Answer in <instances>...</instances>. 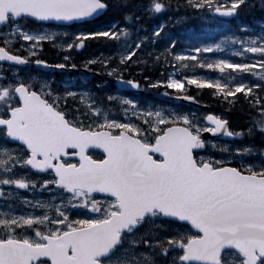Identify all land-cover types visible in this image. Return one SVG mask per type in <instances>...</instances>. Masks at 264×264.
Wrapping results in <instances>:
<instances>
[{
    "label": "snow or ice",
    "instance_id": "1",
    "mask_svg": "<svg viewBox=\"0 0 264 264\" xmlns=\"http://www.w3.org/2000/svg\"><path fill=\"white\" fill-rule=\"evenodd\" d=\"M175 6L200 21L184 48L172 0H0V264H264V18L237 23L253 0ZM77 68L195 104L206 89L246 120L43 73Z\"/></svg>",
    "mask_w": 264,
    "mask_h": 264
},
{
    "label": "rangeland",
    "instance_id": "2",
    "mask_svg": "<svg viewBox=\"0 0 264 264\" xmlns=\"http://www.w3.org/2000/svg\"><path fill=\"white\" fill-rule=\"evenodd\" d=\"M173 1V0H172ZM254 2V7H256V10H246L242 15L237 23H248V22H252L254 23V27H251L253 29H255L256 31H259V25L262 22V18H264V12H261V6H260V0H253ZM174 7L173 10L169 13V15L167 17H164L161 19V22H165L167 24V28L166 31L169 33V35L173 38L176 39L177 41V46L180 44V41L182 43L185 44V47L188 46L189 43V36L191 35V33L193 32V30L199 31L200 28V21L196 20L195 18L192 17H187L186 19L182 20V21H177V17L178 16H183L184 15V9L183 8H175V4L173 3ZM259 21V22H257ZM106 21L101 22V24L99 25L100 27L103 26V24ZM199 22V25L193 28H190L193 24ZM249 25V24H248ZM155 23L152 22H148L145 24V27H155ZM157 45L159 46L160 50H162L166 45H167V39L164 40H158L157 41ZM95 46H91L89 48V52L84 56V57H77V61H83L84 59L88 58L91 55L94 54H98L100 51H106V49L104 48V46H100V47H96ZM46 57L47 60H49L52 63L58 62L60 57L58 55V51L54 50V48H51L49 46L45 47L43 54H42V58ZM127 75H129L128 73H126ZM146 74H149L151 76V78H159L161 73L160 71H158L156 68H150L148 70H146ZM135 76H140L141 77V73H135ZM62 79H60L58 82L56 83H60L61 81H65V80H69L71 79L73 84L78 85L77 80L75 78H70V77H61ZM52 79V78H50ZM88 79H83L82 83H86ZM108 84H104L101 85V87H107ZM203 102H206L205 104L208 105L211 109H216V107H220V105H217L215 103H213L210 99L209 101L207 100H203ZM241 107V105H237L234 109L232 110H228L226 107L223 109L224 110V114L227 115L229 121L230 118H232L235 114V111H237V109ZM245 115V114H244ZM246 120V116L244 117ZM245 120H243L242 124L245 123ZM231 124L233 125H237L238 123H236L233 119L231 120Z\"/></svg>",
    "mask_w": 264,
    "mask_h": 264
},
{
    "label": "flooded vegetation",
    "instance_id": "3",
    "mask_svg": "<svg viewBox=\"0 0 264 264\" xmlns=\"http://www.w3.org/2000/svg\"><path fill=\"white\" fill-rule=\"evenodd\" d=\"M92 74H93V73H91V75H92ZM88 75H89V73H88ZM93 75H94V76H91V78H92V79H91V84L93 85L94 89L97 87L98 82L101 81V80L105 81V82H106L105 84H108V82H109L108 76L104 75L103 73H96V74H93ZM134 78L139 79L140 76H135V75H134ZM110 85L113 86V84H111V83H110ZM145 89L150 90L151 88H145ZM201 93H202V92L199 91V90H193V91H192V94L195 95V96H199V95H201ZM204 98H205V99L208 98V99H210V100L212 99V98H210V97L208 96L207 93L201 95V99L204 100Z\"/></svg>",
    "mask_w": 264,
    "mask_h": 264
},
{
    "label": "trees",
    "instance_id": "4",
    "mask_svg": "<svg viewBox=\"0 0 264 264\" xmlns=\"http://www.w3.org/2000/svg\"><path fill=\"white\" fill-rule=\"evenodd\" d=\"M172 2L176 5L177 0H173ZM175 8H176V6H175ZM177 8H183V7L180 6V7H177ZM250 9H251V10H256L257 8H256V7H253V8H250ZM101 22H103V21H101ZM101 22H99V24H98L97 26H99V25L101 24ZM93 46H95L94 48H96V47H100V46H103V45H96V44H93ZM45 47H47V45H46ZM54 50L57 51V49H55V48H54ZM88 52H89V49H88ZM43 58H46V57L43 56ZM204 100L209 101L208 98H206V99L204 98ZM244 114H245V113H244L243 107H242V106L239 107V108L237 109V111H235L234 116H233L232 118H230V122H232L231 120L233 119L236 123H238V124H242L243 120H245V118H244L245 115H244ZM256 142L259 143V139H257Z\"/></svg>",
    "mask_w": 264,
    "mask_h": 264
},
{
    "label": "water",
    "instance_id": "5",
    "mask_svg": "<svg viewBox=\"0 0 264 264\" xmlns=\"http://www.w3.org/2000/svg\"><path fill=\"white\" fill-rule=\"evenodd\" d=\"M45 71H49V70H55V71H65L67 69H44ZM69 72H71L72 70L71 69H68ZM121 89L123 90H128V91H132V92H137V90L135 89H130V88H126V87H122V86H119ZM162 97H165L166 99H168L169 101H172V102H182L183 100H176L174 99L173 97H168V96H162ZM187 105H191L193 104L194 102H190V101H187L185 100L184 101ZM207 135V134H206ZM227 139V138H225Z\"/></svg>",
    "mask_w": 264,
    "mask_h": 264
},
{
    "label": "bare ground",
    "instance_id": "6",
    "mask_svg": "<svg viewBox=\"0 0 264 264\" xmlns=\"http://www.w3.org/2000/svg\"><path fill=\"white\" fill-rule=\"evenodd\" d=\"M230 122V121H229ZM231 123V122H230Z\"/></svg>",
    "mask_w": 264,
    "mask_h": 264
}]
</instances>
